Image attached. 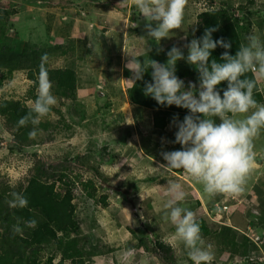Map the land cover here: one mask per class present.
Returning <instances> with one entry per match:
<instances>
[{"label":"rangeland","instance_id":"rangeland-1","mask_svg":"<svg viewBox=\"0 0 264 264\" xmlns=\"http://www.w3.org/2000/svg\"><path fill=\"white\" fill-rule=\"evenodd\" d=\"M224 2L231 6L234 16H240L243 43L255 34L264 44V0H188L182 29L174 30L159 45L147 36L146 21L130 0H0V103L5 99L27 105L35 101L32 96L36 95L37 75L31 79L26 67L8 73L18 56L28 57L29 63L46 54L47 68H71L77 75L76 91L70 97L50 80L57 100L43 118L50 125L42 127L20 150L0 115V186L17 189L35 172L39 161L56 166L59 171L55 178L62 175L73 184L79 231L71 236L80 238L85 264H164L141 249H133L137 255L129 257L132 248L128 244L137 241L132 229L135 235L151 241H164L175 231L164 219L169 180L182 185L186 197L179 206L192 210L196 219L204 217L213 227L230 224L238 231L243 229L242 219L256 222L243 230L260 247L249 256L258 260L246 264H260L259 259H264V238L263 243L259 239L264 229L257 225L264 208L260 193L264 190V130L254 140L253 151L258 158L244 191L236 198H209L182 169L160 166L167 163L162 151L181 148L170 142L177 130L172 121L163 129L154 128V110L135 105L129 98L133 80L125 67L130 57L123 46L138 59L166 63L167 51L174 45L179 47L177 43L183 39L180 48L187 56L184 45L196 38L198 14L208 8L221 9ZM157 48L163 51L157 52ZM193 69L195 66L184 59L176 64L179 74ZM179 76L199 88L194 72ZM237 221L239 227L234 225ZM208 241L205 245H211L212 264H245L242 260L246 257L219 255L214 243ZM109 247L113 250L99 254ZM177 252L179 263L187 264L182 244ZM52 255L58 261L61 251L48 245L40 250L37 260L45 264ZM69 263L67 260L65 264Z\"/></svg>","mask_w":264,"mask_h":264},{"label":"clouds","instance_id":"clouds-1","mask_svg":"<svg viewBox=\"0 0 264 264\" xmlns=\"http://www.w3.org/2000/svg\"><path fill=\"white\" fill-rule=\"evenodd\" d=\"M130 2L146 21L144 27L147 36L157 45L162 39L170 38L169 34L174 30L182 29L188 0ZM216 30L207 28L203 36L185 44L187 56L174 45L167 51L166 63L152 58L138 59L123 46L125 55L130 57L125 67L132 72L130 80L134 82L143 80L145 73L151 69L152 81L146 82L145 95L151 96L160 105H175L189 110L183 120L177 116L172 121L177 130L175 139L170 142L181 145V148L162 151L161 156L167 163L160 166L168 170L182 169L202 186L209 198L218 195L236 198L244 191L255 168L254 140L264 130V104H259L254 98V92L264 91L261 88L264 85V44L257 35L250 34L247 44H242L233 55L227 51L232 47L230 41L213 39L212 33ZM218 46L226 49L221 54L222 62L215 59L210 61L213 50ZM161 51L163 48H157V52ZM47 59L46 54L41 57L36 99L28 105V114L18 122L19 126L33 125L28 133L29 139L37 136L38 125L57 103L51 92ZM181 59L198 71V89L195 83L185 88L184 81L176 75V64ZM248 73H251V77ZM222 82H227L223 95L217 89ZM241 116L242 119L238 118ZM166 194L170 198L165 205L167 211L164 219L175 231L163 242L174 252L182 244L192 264H212L211 245H205L194 212L179 206L186 197L182 185L169 180ZM12 196L13 199L8 201L10 207L26 206V199L21 194L13 193ZM140 197L144 200L141 191ZM13 231L20 232L21 229L14 225ZM133 249H128L132 251L131 254L127 252L129 257L136 255Z\"/></svg>","mask_w":264,"mask_h":264},{"label":"trees","instance_id":"trees-1","mask_svg":"<svg viewBox=\"0 0 264 264\" xmlns=\"http://www.w3.org/2000/svg\"><path fill=\"white\" fill-rule=\"evenodd\" d=\"M221 9L208 8L198 14V25L196 28V38L204 35L207 28H216L212 33L213 39L219 40L223 38L225 41H230L231 49H227L231 54H235L238 48L244 44L240 27V16H234L231 6L223 3ZM231 10V11H230ZM226 51L223 47L218 46L212 52V59L221 61V54ZM28 57L23 56L21 59L15 58V61L10 64L8 70L9 75L18 67L28 68L29 77L36 79L39 72L41 59L32 58L29 63ZM9 62H5L7 64ZM49 79L67 96H73L76 91L77 75L71 68L46 67ZM194 72L197 77V70H187L176 72V75L182 80V76L186 73ZM251 77V73L247 74ZM151 69L145 73L143 80L133 81L129 89V98L135 105H140L154 110V128L163 129L167 123L173 121L174 117L178 116L179 120H183L188 114V109L177 107L175 105L166 106L158 104L151 96H146L144 88L146 82H151ZM184 81V80H183ZM185 88L190 84L184 81ZM227 87V82H222L217 86V89L223 95V90ZM198 89V88H197ZM195 92L196 90L193 89ZM198 95V92H197ZM34 100L36 95L32 96ZM254 98L259 104H264V95L262 91L254 92ZM29 112L28 105L21 100L5 99L0 103V115L5 119V126L12 133V140L17 145V149H21L24 143H29L28 133L33 129V125L29 123L27 126H19L18 122L25 117ZM218 122V121H217ZM48 121H41L37 127V133L42 127H48ZM258 157H254L256 160ZM35 166V172L28 177L24 184L18 186L17 189L11 190L9 185L0 186V264H40L37 260L40 250L45 246H55L61 251V257L58 261H54V255L49 256L45 264H65L69 260V264H85L86 258L83 250L79 247L80 238L71 236L72 233L78 234L79 224L76 219V206L72 202L73 184H69L63 179V176L55 178L59 170L54 165H45L39 161ZM61 182L62 186L57 183ZM91 182V181H89ZM58 185V186H57ZM19 193L26 199L25 207H10L8 201L13 199L12 194ZM262 200H264V190L260 189ZM262 217L257 223L260 229L264 228V208ZM245 218V217H244ZM200 225L201 235L208 242H213L219 251V255L228 253L230 257L239 254L245 264L258 259L249 258L252 251L258 249L259 245L255 240L248 236V226H254L256 222L253 220L246 221L242 219L239 227V221L234 223L239 227L236 230L230 224H220L217 227L209 224L204 217L196 219ZM223 223V222H222ZM18 225L20 232L13 231V226ZM220 226V227H219ZM2 229V230H1ZM242 230V231H241ZM136 236L137 241L129 242L128 248H136L147 251L155 255L164 264H180V256L177 250L168 246L163 240L156 239L151 241L147 236L135 235V231L131 230ZM4 238L8 242H4ZM3 246V247H2ZM112 248V249H111ZM107 248L104 252L99 251V254L107 253L113 250V247ZM187 264H192L186 252ZM224 264H231L225 262Z\"/></svg>","mask_w":264,"mask_h":264},{"label":"crops","instance_id":"crops-1","mask_svg":"<svg viewBox=\"0 0 264 264\" xmlns=\"http://www.w3.org/2000/svg\"><path fill=\"white\" fill-rule=\"evenodd\" d=\"M99 13V12H98ZM100 14V13H99ZM102 15V14H101ZM100 18H101V16H100ZM175 42H173V44H174ZM178 44V46L179 47H181V45H183V39H180L179 40V42L177 43ZM176 46V45H175ZM251 226H249V228H250ZM264 228H262V230H263ZM259 230V229H258ZM263 238H264V233L261 231V234H260V236H259V239H260V241L261 240H263ZM262 242V241H261ZM263 243V242H262ZM264 245V244H263ZM260 248V247H259ZM262 252L264 253V251L262 250ZM136 255H137V253H136ZM135 255V256H136ZM129 258V257H128ZM135 259V258H134ZM259 261H260V264H264V259H259Z\"/></svg>","mask_w":264,"mask_h":264},{"label":"bare ground","instance_id":"bare-ground-1","mask_svg":"<svg viewBox=\"0 0 264 264\" xmlns=\"http://www.w3.org/2000/svg\"><path fill=\"white\" fill-rule=\"evenodd\" d=\"M46 45V44H45Z\"/></svg>","mask_w":264,"mask_h":264}]
</instances>
